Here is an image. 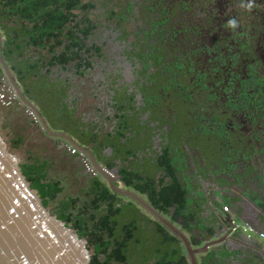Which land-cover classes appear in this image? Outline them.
Here are the masks:
<instances>
[{"label":"flooded vegetation","instance_id":"obj_1","mask_svg":"<svg viewBox=\"0 0 264 264\" xmlns=\"http://www.w3.org/2000/svg\"><path fill=\"white\" fill-rule=\"evenodd\" d=\"M60 1L68 16L56 31V52L77 57L52 66L49 47L30 45L43 53L40 74L22 83L14 77L50 127L65 135L44 131L53 140L46 149L65 156L76 149L68 175L46 161L48 181L61 185L56 196L77 200L74 220L90 230L103 227L119 245L129 241L135 217L137 230L148 229L147 241L155 242L143 257V236L135 233L141 260L156 264L159 253L171 251L172 241L161 242L174 235L169 228L112 190L94 163L195 246L215 239L207 223L218 217L224 241L199 255V264H264V0H76L70 11L68 0ZM28 49L21 58L36 64ZM19 108L29 114L19 99L0 104V118ZM79 209L93 217H75ZM233 221L247 224L251 235Z\"/></svg>","mask_w":264,"mask_h":264},{"label":"water","instance_id":"obj_2","mask_svg":"<svg viewBox=\"0 0 264 264\" xmlns=\"http://www.w3.org/2000/svg\"><path fill=\"white\" fill-rule=\"evenodd\" d=\"M3 42L0 29V65L18 99L35 114L41 128L51 137L65 136L52 129L38 106L26 97L2 54ZM71 146L83 151L76 144ZM22 162V153L12 149L10 140L0 129V264H92L93 250L88 238L46 204L39 189L32 186L25 174ZM92 164L108 180L112 190L134 199L182 241L190 264H199V255L208 253L224 241L219 236L221 222L217 217L216 222L207 223L215 239L192 245L188 235L177 225L136 192L119 188L109 173ZM227 233L231 234L233 230Z\"/></svg>","mask_w":264,"mask_h":264},{"label":"trees","instance_id":"obj_3","mask_svg":"<svg viewBox=\"0 0 264 264\" xmlns=\"http://www.w3.org/2000/svg\"><path fill=\"white\" fill-rule=\"evenodd\" d=\"M70 2L71 4H69ZM66 3L67 4L64 5V8L67 11H70L74 8L73 6L77 5L76 0H68V2L66 1ZM52 5L55 7V9H48L51 8ZM61 6H63V4H61L60 0H0V23L4 22V27L3 24H0V28L2 25V29L4 30L6 35V40H4L3 42V46H5H2V54L5 59H10L8 60L9 63L11 61L13 62V65L10 68L17 74L19 82L22 83L24 79H28V77H30L31 75H38L41 71L39 61L44 60L43 56H41L38 61L35 60L36 64H32V62L27 63L25 59L21 58L23 55H25V52L30 45L32 47H49L52 54L51 62H49V65L52 66L56 65L58 61H66V59L75 60V58L77 57L76 53L73 51L65 52V55H58L56 52L57 47L61 42L60 40H58L59 34L56 33V31L60 30L59 28H61V26L63 25L62 23L66 19V16H68V14L63 13L59 9V7ZM86 6L87 5H83L82 8H85ZM44 7H46V9H48L49 11L47 14L44 10ZM9 23H11L12 25H9ZM46 27H49V30L52 32L47 33L45 30ZM33 56L34 55H32L31 57ZM19 59L20 61H18ZM41 78L45 77L41 76ZM4 80H6V78L0 65V86ZM0 129L2 130V132L6 131V134H4L9 138L12 149L21 152L24 144L23 136H11L8 131L7 122L3 123V125L0 126ZM21 153L23 156L22 167L24 169V172L31 181L32 186L39 189L46 204L52 206L53 210L60 214H64L61 210V205L63 203L65 205V208H67L68 210H72L67 215L64 214L66 216L65 218L90 241V247L93 250L92 264L147 263V258L141 260L137 251L134 249V235L135 233L136 235L138 233L137 226L135 225V217H133V220L129 223V225H132V227H129L128 233L126 234L129 241H125L127 239L126 238L124 240L125 242L122 241V243L119 245H116L118 238L114 235H110L108 231L103 230V227H100L99 229L95 228L94 230L84 228L81 222L75 221L72 217L74 214L73 209L75 208L77 200H75V198L60 200L58 197L59 195L56 196V192L59 191L61 185L59 181H48L47 177L49 176L50 166H48L46 162L47 160H42L39 158V156L37 157L30 152ZM102 191L103 192L100 193L101 195H104L105 192H107L106 189H103ZM52 194H54L55 196H52ZM101 195L96 196V202L102 201L100 200ZM155 203L157 204V201H155ZM161 209L167 210V208L165 207H161ZM88 212V210L84 211V209H79V214L77 213V216L75 217L86 219V215H88ZM177 213L175 214V217ZM92 217L93 216H89L87 218ZM89 228H91V226ZM146 230L149 233L148 229ZM147 232L145 233L146 236ZM153 241L154 240L152 239V241L149 240L146 242L148 243ZM170 241H172L171 251L159 253L158 258L156 259V264H190L187 254L182 251L183 245H181L180 240L175 235L169 233V236H165V240L161 242L162 244H168ZM153 243L155 245V242ZM195 243L197 244V242ZM192 244L194 245L193 240ZM145 247H143V250L141 251V255L143 257H146L149 254V250L147 247H150V245Z\"/></svg>","mask_w":264,"mask_h":264},{"label":"crops","instance_id":"obj_4","mask_svg":"<svg viewBox=\"0 0 264 264\" xmlns=\"http://www.w3.org/2000/svg\"><path fill=\"white\" fill-rule=\"evenodd\" d=\"M0 24H3V27H4V22H1ZM9 25H11V23H9ZM2 30L3 29L1 25V31ZM2 35H3L4 40H6V35H5L4 30L2 31ZM34 50L35 51L31 54L34 56L31 57V59L38 61L43 53H41L40 49H34ZM8 60L10 59L8 58ZM8 64L11 67L13 65V62L12 61L10 63L8 62ZM45 70H48V68ZM55 70H57L56 66L51 67L48 73H53V72L55 73ZM12 72L14 73V71ZM19 109L22 110L21 112H19V114H10L9 111L6 110V113H7L6 116L4 118H0V126L3 125V123L7 122L8 131L11 134V136L13 137H16L19 135L23 136L24 144L21 149V152H27V153L30 152L31 154H34L37 157L39 156V158L42 160H47L49 158L51 159V162L59 166V167H56V169L57 170L60 169V173L68 175V172H69L68 170H70L69 164L71 161V158L68 157L71 155L70 152H68L69 155L65 156V154L63 155V153H61V150L58 151L57 148L52 147L51 150H47L46 146L50 144L53 145V140L49 138L44 132V130H42V128L32 120L29 114L24 112L22 108H19ZM19 116H21L22 119H19ZM3 133L6 134V131H4ZM42 155L43 156L49 155V156L43 157ZM62 164L64 166H61ZM52 172L53 174H55L54 169ZM221 264H226V263H221Z\"/></svg>","mask_w":264,"mask_h":264},{"label":"built area","instance_id":"obj_5","mask_svg":"<svg viewBox=\"0 0 264 264\" xmlns=\"http://www.w3.org/2000/svg\"><path fill=\"white\" fill-rule=\"evenodd\" d=\"M17 101H18V96H17L16 92L9 85L7 80H4L0 86V104L3 105L4 107H11ZM29 115L32 117V119L34 121L38 120L37 117L35 116V114L30 110H29ZM70 152L72 154H75L76 149L70 148ZM84 164H85V167L88 171L95 174L96 170L87 160H84ZM233 223L235 225V229H241V230H243V232L247 233L248 235H251L252 231L250 230V228L247 224H245V223L238 224L235 221H233ZM259 237L263 240V243H264V234L260 233Z\"/></svg>","mask_w":264,"mask_h":264},{"label":"rangeland","instance_id":"obj_6","mask_svg":"<svg viewBox=\"0 0 264 264\" xmlns=\"http://www.w3.org/2000/svg\"><path fill=\"white\" fill-rule=\"evenodd\" d=\"M0 29H1V28H0ZM1 32H2V31H1ZM28 51H29L30 53H33L35 50H34L31 46H29ZM7 62H8V61H7ZM8 65H9V64H8ZM58 113H59V112H58ZM138 233H139V237L143 236V240H142L143 246H144V247H145V246H148V243L146 242L147 239H148V237L146 236L145 232L142 231V230H140V231H138ZM132 240H133V239H132Z\"/></svg>","mask_w":264,"mask_h":264},{"label":"clouds","instance_id":"obj_7","mask_svg":"<svg viewBox=\"0 0 264 264\" xmlns=\"http://www.w3.org/2000/svg\"><path fill=\"white\" fill-rule=\"evenodd\" d=\"M231 23H233V24H234L235 22L233 21V22H231Z\"/></svg>","mask_w":264,"mask_h":264}]
</instances>
